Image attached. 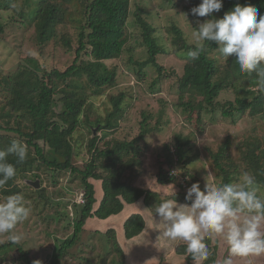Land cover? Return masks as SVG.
Listing matches in <instances>:
<instances>
[{
    "label": "trees",
    "instance_id": "16d2710c",
    "mask_svg": "<svg viewBox=\"0 0 264 264\" xmlns=\"http://www.w3.org/2000/svg\"><path fill=\"white\" fill-rule=\"evenodd\" d=\"M21 1L17 17L27 30H35L34 39L41 50L50 43L71 48L69 38L60 34V26L69 22L78 23L81 30L75 59L65 71L55 69L50 72L21 63L15 71L3 76L0 81V95L3 100L0 111V150L6 149L13 140L22 141L28 148L27 159L22 164L17 163L13 155L7 157V162L16 167L17 176L0 187V200L15 194L23 196V193L31 189L37 196L34 201L38 200L43 204L44 210L52 202L46 195L40 175L46 170L50 171L51 179L57 172L69 173L68 177L72 182L69 185L77 184L76 191L85 194L84 205L77 202L73 204V234L55 248L49 264H60L74 253V249L79 248V245L86 244L81 241L84 238L81 234L85 232L88 219L106 220L117 216L122 213L125 205L135 204L141 199L147 206L154 208L164 199L158 192L140 188L132 181L133 178L141 176L146 162L144 144L147 141L146 129L153 118L152 114L144 112L141 134L131 142H118L114 138V130L119 127L122 115L126 114L127 110L124 94L111 97L114 110L107 120H92V98L98 95H91L88 89L96 91L116 86V70H107L103 61L120 59L124 52L129 50L128 45L134 37L131 18H136L135 23L141 29L140 46L145 48L147 54L146 60L138 63L140 68L136 74L142 80L146 76L143 68L152 65L156 68L159 78L176 77L179 106L187 112L188 120L196 117L197 122H202L204 116L206 118L211 115L210 121L216 123L219 112L221 119L230 120L233 124L249 118L257 122L264 120V88L260 87L255 73H243L233 59H224L215 42H205L200 58L190 61L186 54L189 49L195 47V43L189 42L184 29L177 24L161 28L154 25L144 16V9L137 7L136 11L133 10V0H0V11L14 10ZM168 1L173 4V8L177 7L175 0ZM75 2L81 4V13L70 11L66 7ZM187 2L184 9L193 28L208 19L223 18L225 13L232 11L237 4L251 5L258 10L259 15H264V0H223L221 10L207 17L191 14V9L198 6L201 0ZM4 32L0 20V39ZM165 36L170 43V49L165 47ZM168 55H174L185 62L181 77L175 71H172L174 76L168 74L169 71L159 63V56ZM83 57L88 58L86 62H81ZM84 75L88 80L86 82L80 79ZM158 81L155 80L152 85L153 92ZM80 84H84L82 89ZM225 92L233 93L235 99L221 101ZM163 112L160 113V120L165 113ZM157 125L160 127L161 122ZM95 127L104 130L95 135ZM86 130L89 137L85 139L83 132ZM253 130L237 144V149L243 153L240 158L242 163L254 172L257 185L264 187V139L257 132V128ZM174 144V152L172 144L163 146L164 154H161L160 158L163 156L165 159L166 156L167 161H160L163 163L157 175V183L160 185L179 183L178 175L170 173L177 170L176 166H186L187 163L184 162L189 160L187 155L193 149L191 138L182 134L174 137ZM231 146V138H228L220 146L218 153L211 155L214 169L223 177L224 183L234 181L224 164V161L231 159ZM84 150L86 152H83ZM80 157L84 158L81 164L78 161ZM165 164L170 169H166ZM230 166L236 169L242 167L235 163ZM188 174L190 173H185L189 176ZM127 177H131L130 180ZM32 180L39 182L40 187L26 184ZM94 181L100 182L103 190V198L96 210L94 206L98 199L95 197ZM180 187L183 189V186ZM180 195L186 194L182 192L177 197ZM32 198L29 196V199ZM67 212L68 208L56 212L52 219H62ZM66 216H69V212ZM144 229L145 220L141 214H133L125 221L124 233L128 240L141 235ZM95 234L100 233L94 232L91 235ZM105 235L109 246L107 254H120L121 263L125 264L116 232L111 229ZM205 243L207 244V240ZM16 245L19 247L20 261L23 264H33L29 254L18 243L0 244V253ZM185 248L186 245L182 244L177 248V252L185 255ZM188 258L189 264H192L190 254ZM210 259L214 262L212 256ZM1 261L3 260H0V264ZM35 263L45 264L38 259Z\"/></svg>",
    "mask_w": 264,
    "mask_h": 264
},
{
    "label": "rangeland",
    "instance_id": "374dc122",
    "mask_svg": "<svg viewBox=\"0 0 264 264\" xmlns=\"http://www.w3.org/2000/svg\"><path fill=\"white\" fill-rule=\"evenodd\" d=\"M21 3L22 1L17 4L14 10L0 11V20L5 30L0 39V81L3 76L15 71L21 63L36 66L50 72L55 69L65 71L72 65L75 59L78 38L81 31L80 25H78V23L69 22L59 27L60 34L65 35L71 41L70 49L62 45L56 46L54 43H50L44 50H41L34 39L35 30H27L17 17ZM174 4L177 6L176 8H173V4H170L168 0H133V10L136 11L137 7L144 9V16L148 18L149 22L160 28L170 26L171 24H177L180 28L184 29V33L189 42L195 43V41L191 39V32L193 31L192 23L188 16L182 14L186 13L184 8L188 4L187 0H175ZM80 6L81 4H76L75 2L66 7L70 11L81 13ZM135 19V17L131 18L134 37L128 45L129 50L125 51L120 59L103 61L107 70H116V86L96 91L92 88L88 89L91 95H98L92 98V104L94 106L92 109V120L97 118L103 119L102 121L107 120L108 115L114 110V105L111 104L110 100L111 97H116L120 94L125 95V106L127 110L126 114L122 115L123 117L119 122V127L114 130L115 141L131 142L139 137L142 131L141 122L144 120V112L152 114L153 118L150 121L149 127L146 129L148 131L146 137L147 141L144 144L145 152L147 153L146 162L145 165H143L141 176L133 178L132 181L140 188L153 191L156 190L160 194V197L164 199L176 198L178 203H190L185 200L186 195L177 196L182 194V192L186 194L191 184L196 182L200 183L201 189L203 190L205 184L204 177L207 176L209 172L212 173V176L218 182L224 183L223 177L219 176L218 171L214 169L211 155L217 154L220 146L223 145L228 138H231L232 142L229 152L231 159L224 161V164L225 168L232 174V178L234 179L233 182L245 171L255 176L254 172L250 171L249 168L245 166V163H242L240 158L243 153L238 151L237 144L243 140L244 136L254 131V128H257V132L264 139V120H259L257 122L249 118L233 124L230 120L221 119L220 112L217 113L218 118L216 119V123L210 121L211 115H207L206 118L204 116L202 122H197L196 117L188 120L187 112L179 106L177 90L178 80L176 77L159 78L156 68L152 65H147L143 68V72L146 76H144L142 80L136 74L140 68L138 63L145 61L147 54L145 48L140 46L141 29L136 25ZM164 39L165 47L170 49V43L167 41L166 36ZM86 58L87 57H83L81 62H86ZM158 58L159 63L169 71L168 74L174 76L172 71H175L179 77L183 75L185 65L183 60L174 55L159 56ZM80 79L82 82H86V75L82 76ZM155 80H159L154 89V92H159L158 94H153L152 85ZM83 85L84 84L79 85L80 89L83 88ZM63 87H65V84H63ZM234 99L233 93L225 92L220 100L233 101ZM2 107L3 100L0 95V111ZM161 112H163L164 115L160 120ZM159 121L161 122L160 127L157 125ZM111 123H113V119H111ZM93 129L95 135H97V133L101 134L104 130H101V127H95ZM178 134H182L184 137H190L193 143V145H191L193 149L187 155L189 160L184 162L187 163L186 166L183 164H181L182 166H176L177 170L175 171L179 172V183L160 186V184L157 183L160 165L163 164L160 161H167L166 156L165 159L163 156L160 158L161 154H164L163 146L167 143L173 145L174 137ZM83 137L85 139L89 137L87 130L83 132ZM75 138L78 140L77 135ZM174 145L172 147L173 152L175 151ZM83 152H86V150ZM78 161L81 164L84 158L80 157ZM231 163L242 165V167L236 169L230 166ZM164 167L167 169L168 166L165 164ZM168 169L170 168L168 167ZM188 172L190 173L188 174L190 177L185 175V173ZM170 174L172 175L173 173ZM40 175L43 179L46 195L51 198L52 202L50 206L42 210L43 204H40L38 200L34 201V198H37V196L31 189L23 193L22 197L26 205L30 206L31 214L28 220L17 225L15 231L16 234L20 236V239L15 243H18L23 250L29 254L30 261L33 264H36L35 261L37 259L39 262L49 264L55 252V248L66 238H70L69 236L74 232V229L71 227L74 214L73 204L79 200L81 192L76 191L78 188L77 184L69 185V183L72 182L67 172H57L52 179L50 178V171L47 172L46 170L40 173ZM127 178L130 180L131 177ZM55 179L57 181H55ZM32 183L33 180L26 184L32 185ZM94 185L96 191L95 197L98 199L94 206V210H96L103 198V190L100 182L94 181ZM180 185L183 186V189H181ZM21 186H23V184ZM257 186L260 188L261 192H264V187L262 185ZM29 196L33 198L29 199ZM140 203H142V201ZM157 204H159V202ZM145 206L147 208L144 210H148L151 214H154L153 207L147 206L146 204ZM140 207L142 209L144 208L142 205H139L138 214L144 211ZM66 208H68L69 212L68 217L66 216L68 214L67 212L62 219H52V216L56 212H61ZM95 226H97V221H95L94 225H90L89 228L85 226V232L81 234V236L84 237L81 241L85 243L90 242L89 244L91 245H79V248L74 249V253H71L67 259L65 258L62 260L60 264H120L122 262V256H120V254L115 253L112 256L107 254L109 246L105 234H95L93 237L91 236L92 232L89 230L93 229ZM86 228L88 231H86ZM110 229L112 228L109 227V230ZM116 236L118 243L120 242V244L123 245L125 242L121 241L125 240L123 236L121 234L117 235V233ZM217 239L218 243H220L219 238ZM210 241L209 237H207L209 256L203 264H207V262L209 264L213 263L210 259L211 256L214 258V263H217L218 259L221 260L222 257V253L218 255L219 244L216 243L210 247L214 244V240L212 239L211 245ZM4 242L13 241L7 234H0V244ZM212 248L214 250L216 249V254L212 253ZM185 256L187 257V264H189V254L187 253ZM251 256L252 254L242 256V262L244 264H253L252 262L254 260H252ZM0 260H3L1 264H23L20 261V251L17 245L8 249L6 252L0 253ZM148 260L146 263H148ZM123 261L126 264L125 257ZM130 263L135 264L134 261Z\"/></svg>",
    "mask_w": 264,
    "mask_h": 264
},
{
    "label": "clouds",
    "instance_id": "9594fccd",
    "mask_svg": "<svg viewBox=\"0 0 264 264\" xmlns=\"http://www.w3.org/2000/svg\"><path fill=\"white\" fill-rule=\"evenodd\" d=\"M222 7L223 0H201L191 14L207 17ZM191 39L195 47L186 54L190 61L200 58L205 42H215L224 59H233L243 73H255L264 88V15H259L255 7L237 4L223 18L198 23ZM9 155L22 164L28 148L22 141L13 140L0 150V187L17 176L16 167L7 162ZM204 180L203 190L199 182L187 189L185 200L190 203L179 204L176 198H170L154 207L159 221L158 239L183 242L193 264L207 260V237L219 238L227 248V255L217 264H234L235 257L264 254V192L257 186L255 176L243 172L235 182L221 183L209 172ZM30 214L31 208L20 194L0 200V234L18 241L17 225L28 220Z\"/></svg>",
    "mask_w": 264,
    "mask_h": 264
},
{
    "label": "crops",
    "instance_id": "0c3cea01",
    "mask_svg": "<svg viewBox=\"0 0 264 264\" xmlns=\"http://www.w3.org/2000/svg\"><path fill=\"white\" fill-rule=\"evenodd\" d=\"M163 186V185H160ZM156 191V190H155ZM157 192V191H156ZM103 195V194H102ZM102 198V197H101ZM142 201V203H140ZM139 202V203H138ZM135 204L132 205H125L124 210L122 213H120L117 216H112L108 218L107 220H101L98 218H91L88 219L86 226L89 228L90 225H94L95 221H97V226L93 227V229L89 230L92 233H100L105 234L109 231V227L114 230L117 235L121 234L123 236V239L121 240L124 242V244H120L122 248V251L124 253V257L126 258V264H132L131 261H134L135 264H145L148 260V263L146 264H187V257L185 255L179 254L177 252V248L184 244L183 242H172L167 241L163 237L159 238L160 231L157 228L158 218L154 216V214H151L148 210H144L147 208L145 206L144 200H140ZM184 204V203H179ZM139 205H142L144 207L142 210H144L141 214L144 217L145 220V229L143 230L142 234L134 237L132 239H127L125 237L124 233V222L133 214H138ZM99 206V204H98ZM93 221V222H91ZM86 228V231H88ZM108 230V231H106ZM111 230V229H110ZM93 237V235H91ZM209 239L212 241L214 240V244L211 245L210 241V247L215 245L216 243L219 244V252L218 255L222 253L221 260L227 255V248L223 244V241L217 238L209 237ZM207 240V238L205 239ZM118 241V239H117ZM90 242L86 243L85 245H91ZM93 248V247H92ZM213 254H216V249H211ZM252 260H254L253 264H264V254L262 255H253L251 256ZM218 261H220L218 259ZM211 264H217L216 262ZM234 264H244L242 262V256L235 257L234 258Z\"/></svg>",
    "mask_w": 264,
    "mask_h": 264
},
{
    "label": "built area",
    "instance_id": "2783aa9c",
    "mask_svg": "<svg viewBox=\"0 0 264 264\" xmlns=\"http://www.w3.org/2000/svg\"><path fill=\"white\" fill-rule=\"evenodd\" d=\"M173 173V175H175V176H177L178 175V173L176 172V171H173L172 172ZM185 182H186V180H185ZM81 194V195H80ZM79 195H80V198H79V200L77 201V203L78 204H84L85 203V196H84V193H80Z\"/></svg>",
    "mask_w": 264,
    "mask_h": 264
},
{
    "label": "water",
    "instance_id": "95a60500",
    "mask_svg": "<svg viewBox=\"0 0 264 264\" xmlns=\"http://www.w3.org/2000/svg\"><path fill=\"white\" fill-rule=\"evenodd\" d=\"M32 185H34L36 188H39L40 187L39 182H33Z\"/></svg>",
    "mask_w": 264,
    "mask_h": 264
}]
</instances>
